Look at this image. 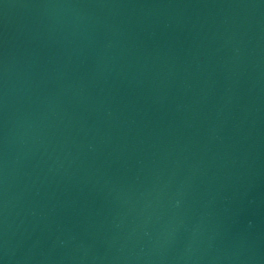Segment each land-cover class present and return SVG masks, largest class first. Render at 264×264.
Instances as JSON below:
<instances>
[{"label":"water","instance_id":"95a60500","mask_svg":"<svg viewBox=\"0 0 264 264\" xmlns=\"http://www.w3.org/2000/svg\"><path fill=\"white\" fill-rule=\"evenodd\" d=\"M0 264H264V0H0Z\"/></svg>","mask_w":264,"mask_h":264}]
</instances>
